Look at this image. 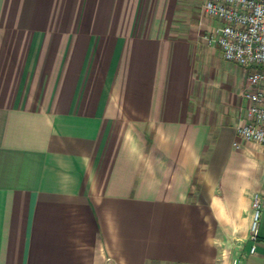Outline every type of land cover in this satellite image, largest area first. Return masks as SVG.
<instances>
[{"label":"crops","instance_id":"crops-1","mask_svg":"<svg viewBox=\"0 0 264 264\" xmlns=\"http://www.w3.org/2000/svg\"><path fill=\"white\" fill-rule=\"evenodd\" d=\"M174 1L0 0V264H264L245 74L190 73Z\"/></svg>","mask_w":264,"mask_h":264},{"label":"built area","instance_id":"built-area-1","mask_svg":"<svg viewBox=\"0 0 264 264\" xmlns=\"http://www.w3.org/2000/svg\"><path fill=\"white\" fill-rule=\"evenodd\" d=\"M202 11L217 21L204 36L207 44L216 46L225 61L245 74L242 96L250 119L237 127L233 147L239 148L240 141L264 146V0H203ZM251 207L249 252L253 253L260 215L258 193L252 195Z\"/></svg>","mask_w":264,"mask_h":264},{"label":"rangeland","instance_id":"rangeland-1","mask_svg":"<svg viewBox=\"0 0 264 264\" xmlns=\"http://www.w3.org/2000/svg\"><path fill=\"white\" fill-rule=\"evenodd\" d=\"M201 5L202 0H175L171 6L166 5L167 10L170 8L173 13L167 25L179 30V35L174 36L173 39L179 41L186 39L190 48L193 49L190 52V56L194 57L193 55L195 54L196 59L190 58V73L197 76H211L214 74L220 78H226L227 76L240 78L238 68L223 61L219 51L215 48H210L204 39L209 29L217 23L205 16ZM161 22L163 23V21ZM199 22L206 26L201 38L197 36ZM180 30L186 35L181 36ZM193 51L195 52L193 53Z\"/></svg>","mask_w":264,"mask_h":264}]
</instances>
